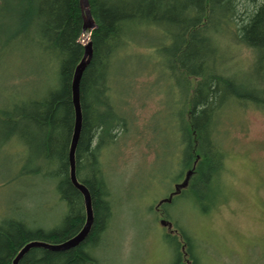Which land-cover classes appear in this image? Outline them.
<instances>
[{"label": "trees", "instance_id": "16d2710c", "mask_svg": "<svg viewBox=\"0 0 264 264\" xmlns=\"http://www.w3.org/2000/svg\"><path fill=\"white\" fill-rule=\"evenodd\" d=\"M7 3L0 15V42L22 40L37 50L42 78L28 97L1 99L0 149L14 141L23 145L29 156L17 169L18 177L32 174L47 182L65 209L59 221L35 226L24 219L1 217L0 264H13L32 241L62 243L86 223L85 199L71 180L69 160L76 118L72 84L88 34L81 0H0V5ZM89 4L97 27L91 33L93 56L80 83L82 129L76 174L90 192L94 222L78 246L65 251L33 247L18 264H104L96 250L115 216L116 198L102 156L129 133L136 116L117 105L113 70L119 58L143 46L152 50L157 67L183 89L177 103L181 110L173 123L179 156L164 196L170 199L153 200L147 212L154 220L172 224L162 227L173 250L172 264H207L188 226L175 220L168 207L183 199L191 200L199 212L216 207L215 186L227 157L219 137L220 121L232 108L264 109L260 100L264 0H89ZM150 31L157 39L142 45L140 37ZM242 47L253 56L244 68L233 55ZM245 68L255 75L253 81L239 76ZM189 171L188 185L175 193Z\"/></svg>", "mask_w": 264, "mask_h": 264}, {"label": "rangeland", "instance_id": "374dc122", "mask_svg": "<svg viewBox=\"0 0 264 264\" xmlns=\"http://www.w3.org/2000/svg\"><path fill=\"white\" fill-rule=\"evenodd\" d=\"M9 4L0 5V15ZM145 35L140 37L142 45L157 39L151 31ZM0 43V101L4 96L14 101L16 95L28 97L42 78L37 50L22 40L5 38ZM152 53L134 47L113 70L116 103L136 116L129 133L102 156L116 198L115 216L96 250L104 264H172L174 258L164 240L162 219L154 220L147 209L153 200L162 201L171 187L168 178L179 156L173 123L183 89L157 67ZM233 55L242 68L253 57L246 47ZM239 76L245 81L255 78L248 68L239 70ZM260 97L264 104L261 91ZM220 122L227 157L215 186L218 204L204 213L183 199L168 209L188 226L207 264H264V109L232 108ZM26 156L18 141L0 149V218L24 219L31 226L59 221L65 208L47 182L32 174L18 177ZM34 164L29 163L31 168Z\"/></svg>", "mask_w": 264, "mask_h": 264}, {"label": "water", "instance_id": "95a60500", "mask_svg": "<svg viewBox=\"0 0 264 264\" xmlns=\"http://www.w3.org/2000/svg\"><path fill=\"white\" fill-rule=\"evenodd\" d=\"M83 16H84V31L87 32V37L83 39L85 45V54L79 65L76 67L73 84H72V94H73V102L76 111L75 118V129L71 142V147L69 151V160H70V177L75 185L83 194L85 199L86 206V223L83 229L74 237L62 242V243H46L41 241H32L26 244L18 253V255L13 260V264H18L19 261L23 258V256L33 247H43L54 251H65L71 248L78 246L90 233L92 229V225L94 222V213L92 206V199L89 190L85 187L84 184L79 182L76 174V148L80 138L81 129H82V107H81V97H80V83L83 72L85 71L87 65L90 63L91 58L93 56L92 42H91V33L94 29H96V24L92 18L89 0H81ZM192 175V171H189L186 174L184 181L180 184H177L175 187V193H179L182 188H185L189 179ZM172 197V195H171ZM164 199V201L169 200ZM161 224L164 226H169L171 228L172 224L167 223L166 220H161Z\"/></svg>", "mask_w": 264, "mask_h": 264}]
</instances>
